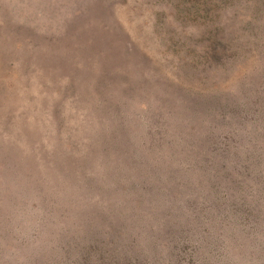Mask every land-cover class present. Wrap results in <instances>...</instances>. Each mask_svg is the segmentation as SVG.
I'll return each mask as SVG.
<instances>
[{
    "label": "rangeland",
    "instance_id": "rangeland-1",
    "mask_svg": "<svg viewBox=\"0 0 264 264\" xmlns=\"http://www.w3.org/2000/svg\"><path fill=\"white\" fill-rule=\"evenodd\" d=\"M0 264H264V0H0Z\"/></svg>",
    "mask_w": 264,
    "mask_h": 264
}]
</instances>
